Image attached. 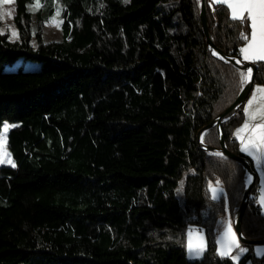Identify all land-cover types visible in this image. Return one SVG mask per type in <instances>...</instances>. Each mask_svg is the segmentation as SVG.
<instances>
[{
    "label": "trees",
    "instance_id": "obj_1",
    "mask_svg": "<svg viewBox=\"0 0 264 264\" xmlns=\"http://www.w3.org/2000/svg\"><path fill=\"white\" fill-rule=\"evenodd\" d=\"M30 1L15 0L17 39L0 34V132L10 126L15 164L0 166V264L248 261L249 251L238 263L215 252L214 223L235 215L244 171L197 136L244 84L208 48L199 0H36L35 19ZM58 8L62 38L45 40ZM206 18L215 47L240 58L244 24L219 4ZM255 67L264 85V61ZM241 107L222 134L254 173L233 137ZM201 142L219 148L216 127ZM256 194L255 179L240 224L248 240L264 239ZM188 225L204 231L197 259L186 255Z\"/></svg>",
    "mask_w": 264,
    "mask_h": 264
},
{
    "label": "snow or ice",
    "instance_id": "obj_2",
    "mask_svg": "<svg viewBox=\"0 0 264 264\" xmlns=\"http://www.w3.org/2000/svg\"><path fill=\"white\" fill-rule=\"evenodd\" d=\"M3 2V0H0ZM11 2V0H8ZM125 3L128 0H124ZM214 3L226 4L227 8L231 10L230 19L240 20L242 23L248 22L247 26L250 28V35L242 32L240 39L246 41L245 46L239 49V54L242 55L243 60L237 59V64L244 62L264 61V0H213ZM40 5L37 3L36 8ZM60 9H57L56 15L59 16ZM49 23L55 24L59 27L62 21L52 18ZM0 34L3 31L0 30ZM17 34L13 32V36ZM216 54L215 52L213 53ZM253 79L252 68H247L246 71L240 72L241 84H249ZM243 91V88L241 89ZM245 119L243 124L238 127L234 133L236 138L240 140V151L254 155L260 153L264 155V87L256 86L252 91L251 98L247 101V105L243 108ZM9 125L5 124L2 133H0V149L4 148L9 131ZM15 127V125L11 126ZM247 134V135H245ZM9 157L8 162L14 167L15 164L10 160V154L5 152ZM216 155H221L216 153ZM259 161V157H257ZM4 159L0 158V163H4ZM249 182H251L249 178ZM219 189V182L217 186L213 187L209 184V190L213 193V198H216V193ZM261 204H264V196L261 197ZM217 254L223 258H231L234 262L239 260L240 255L247 251L241 248L233 233L230 223L224 225L223 232L217 241ZM188 251L191 255L199 257L205 251L207 245L203 235L194 234L190 231L187 242ZM235 254L233 255V252ZM264 249H257V253L261 254Z\"/></svg>",
    "mask_w": 264,
    "mask_h": 264
},
{
    "label": "water",
    "instance_id": "obj_3",
    "mask_svg": "<svg viewBox=\"0 0 264 264\" xmlns=\"http://www.w3.org/2000/svg\"><path fill=\"white\" fill-rule=\"evenodd\" d=\"M199 2H200V19H201L203 32L205 34V38H206L208 48L211 50L212 54L214 52L216 53L215 55L213 54V56L215 58L221 60L224 63L233 65L234 67H236L237 69H239L241 71H246L247 68H252L253 79H252L251 83L243 85V87H242L243 91L239 92L237 98L235 99V101L233 102V104L231 106H229L220 115H218L214 120H212L207 126L202 128L198 132V136H197L198 141H199L200 145L202 146V148H204L205 150H208L215 155H216V153H220L221 155H219V156L231 159V160L237 162L243 168L245 189H244V192L242 195L240 205H239V207H238V209L234 215V219H233L234 229H235V232H236L239 240L242 243H244L245 245L264 244V239L248 240V239L244 238V236L241 233V229H240L241 219L243 216L244 209L246 207L247 199L249 197V191H250V189L254 183L255 176H254V173L251 172L249 165H248V162L245 159L238 157V156L234 155L233 153H231L230 151L227 150L225 143H224V137L222 134V124L228 118H230L237 111L238 108H240V106L243 104L245 98L249 94V92H250V90L254 84L256 67L254 64H252L250 62H244L243 64H237L236 60L240 59V58L228 56L215 47V45L213 44L212 39L210 37V33H209V29H208V23H207V18H206V11H207L206 0H199ZM211 127H216V130L218 133V138H219V148L206 147L201 142L203 133ZM249 178H250L251 182H249ZM259 264H264V258L260 261Z\"/></svg>",
    "mask_w": 264,
    "mask_h": 264
},
{
    "label": "rangeland",
    "instance_id": "obj_4",
    "mask_svg": "<svg viewBox=\"0 0 264 264\" xmlns=\"http://www.w3.org/2000/svg\"><path fill=\"white\" fill-rule=\"evenodd\" d=\"M122 3H125L124 0H119ZM37 5V1L36 0H31L28 3V11L31 13L33 19H35L37 17V13L39 12V8H36ZM14 15H15V0H11V2H8V0H3V2H0V24H1V28L0 30L3 31L4 34H6L8 36V38L10 40H16L17 39V35L13 36V32H15L17 34V29L16 26L14 24ZM56 18V20L60 21V18L55 14L52 18ZM52 18L50 20H52ZM49 20V21H50ZM49 21H47L43 28H42V35L43 38L45 40H51V41H60L62 38V34H61V29L60 26L56 27L55 24L49 23ZM18 66H21L22 69H37L38 65L36 63H30V62H21V61H17L13 64V66L11 68L16 69ZM4 127V126H3ZM3 127L0 133H2L3 131ZM5 152L8 154L7 152V148H6V143L4 145L3 149H0V158L4 159V163H0L1 165H11V163L8 162L9 157L5 155ZM11 160V158H10ZM181 189V185L178 187V190ZM224 220H227V216H222L220 218H218L216 220V222L214 223V236H215V252L217 254L218 252V247L219 245L217 244V241L220 238V235L223 232V228L224 225L229 222V219L227 221V223H224ZM232 229H233V233L239 243V246L241 248L247 249L248 245H245L244 243H242L236 232L234 229V225L233 223H231ZM192 232L194 234V236L196 234L199 235H203L204 240H205V244H206V239H205V235H204V231L203 228L197 225H188L186 228V233H185V250H186V255L189 259H197L200 258L201 255L199 257H196L194 255H191L188 251V247H187V242H188V234L189 232ZM264 247V244H255V245H251L247 250L252 254V257L246 261L244 264H259L261 259L264 257L263 254H258L257 253V249H261ZM243 252L240 257L239 260L243 257V255L247 252ZM235 254V251L233 252V255ZM254 254H256L257 258H255ZM218 255V254H217ZM219 256V255H218ZM220 257V256H219ZM229 260H231L232 262H234L231 258H228ZM239 260L237 262L234 263H238Z\"/></svg>",
    "mask_w": 264,
    "mask_h": 264
},
{
    "label": "crops",
    "instance_id": "obj_5",
    "mask_svg": "<svg viewBox=\"0 0 264 264\" xmlns=\"http://www.w3.org/2000/svg\"><path fill=\"white\" fill-rule=\"evenodd\" d=\"M206 3H207V5H209L210 8L213 7L214 5H217V4H219V5H223V6L226 8V10H227L228 15L230 16V12H231V10L227 8L226 4L214 3L213 0H206ZM236 21L241 22L240 20H236ZM247 23H248V22H245V23H243V24H244V26H245V28H246V30H247V33H246V34H249V35H250V28L247 26ZM245 44H246V41H244V43L242 44L241 47L245 46ZM240 60H243L242 55H240ZM246 62H247V61H246ZM257 62H261V61H255V62H250V63L256 65ZM256 86H262V87H264L263 84H253V86H252V88H251L249 94L247 95V97L245 98L243 104L241 105V106H242V107H241L242 121H241V123H240L239 125H237V126L234 128V130H233V137H234V139H235V141H236V144H237V147H238V150H239V151H240V140H239L238 138H236V136L234 135V133H235L236 129H237L238 127H240V126L243 124V121H244V119H245V114H244V112H243V108L247 105V101L251 98V96H252V91L254 90V88H255ZM245 135H247V134H245ZM240 152H241V151H240ZM241 153H242L243 155H245L246 157H248L249 160H250L251 163H252V166H253V169H254V176H255L254 180L256 179V182H257V194H256V199H257V202H258V204H259V206H260V209H261L262 213L264 214V204H261V203H260V201H261V197L264 196V155H261L260 153H255L254 155H249L248 153H245V152H241ZM257 157H259V161H258ZM219 191H220V190L218 189L216 195H218ZM224 216H225V215H224ZM226 216H227V220H224V223H227L228 219H229L230 224L233 223L234 216L231 217V216L228 215V214H226ZM247 247H248V246H247ZM261 249H264V247L261 248ZM247 250H249V249L247 248ZM261 254H263V256H264V252H262ZM254 256H255L256 259H258V258L256 257V256H257L256 254H254ZM263 258H264V257H263ZM263 258H262V259H263ZM262 259H261V260H262ZM255 264H256V263H255Z\"/></svg>",
    "mask_w": 264,
    "mask_h": 264
}]
</instances>
